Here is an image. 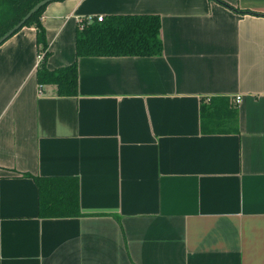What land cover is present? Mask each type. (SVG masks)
Returning <instances> with one entry per match:
<instances>
[{"label":"crops","instance_id":"1","mask_svg":"<svg viewBox=\"0 0 264 264\" xmlns=\"http://www.w3.org/2000/svg\"><path fill=\"white\" fill-rule=\"evenodd\" d=\"M126 15L161 18L162 56L79 58L76 97L38 85L36 28L0 47V264H264V0L55 1L47 67ZM213 98L237 132H204ZM45 177L79 180L81 216L40 217Z\"/></svg>","mask_w":264,"mask_h":264},{"label":"trees","instance_id":"2","mask_svg":"<svg viewBox=\"0 0 264 264\" xmlns=\"http://www.w3.org/2000/svg\"><path fill=\"white\" fill-rule=\"evenodd\" d=\"M41 1L43 0H0V39L18 25ZM49 4L33 14L6 41L23 28H36L39 53L44 56L37 67V82L40 87H56V94L59 97L68 98L78 95L79 58L158 57L163 54L162 22L157 15L109 16L104 18L103 22L86 18L80 22L76 33L77 61L69 66L50 70L47 67V61L51 54L42 21ZM238 104L237 101L232 102L228 98H213L209 99L208 103H204L202 107L204 132L213 134L237 132ZM36 182L39 190L41 218L81 216L80 183L77 178L45 177L37 178Z\"/></svg>","mask_w":264,"mask_h":264},{"label":"water","instance_id":"3","mask_svg":"<svg viewBox=\"0 0 264 264\" xmlns=\"http://www.w3.org/2000/svg\"><path fill=\"white\" fill-rule=\"evenodd\" d=\"M55 1H61V0H43L40 3H38L24 18L23 20L16 25L11 31H9L6 35H4L1 39H0V45H2L9 37H11L15 31L19 30L24 24L25 22L35 13H37L43 6L55 2Z\"/></svg>","mask_w":264,"mask_h":264},{"label":"built area","instance_id":"4","mask_svg":"<svg viewBox=\"0 0 264 264\" xmlns=\"http://www.w3.org/2000/svg\"><path fill=\"white\" fill-rule=\"evenodd\" d=\"M88 19L90 20L91 18H88ZM103 20H104V17H101V16H100V17L97 18V21H99V22H103ZM43 57H44L43 55H40L39 60L42 61V60H43ZM240 100H241V99L238 98V99H237V103H239Z\"/></svg>","mask_w":264,"mask_h":264}]
</instances>
